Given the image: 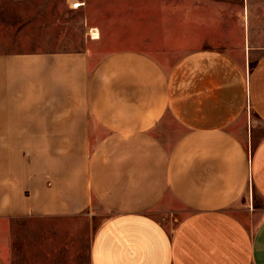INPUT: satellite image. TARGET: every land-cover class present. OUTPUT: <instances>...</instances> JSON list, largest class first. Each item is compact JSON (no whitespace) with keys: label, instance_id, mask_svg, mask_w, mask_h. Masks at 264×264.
<instances>
[{"label":"crops","instance_id":"obj_1","mask_svg":"<svg viewBox=\"0 0 264 264\" xmlns=\"http://www.w3.org/2000/svg\"><path fill=\"white\" fill-rule=\"evenodd\" d=\"M226 2L132 0L142 38L97 57L0 31V264L28 220L50 262L264 264V52Z\"/></svg>","mask_w":264,"mask_h":264},{"label":"rangeland","instance_id":"obj_2","mask_svg":"<svg viewBox=\"0 0 264 264\" xmlns=\"http://www.w3.org/2000/svg\"><path fill=\"white\" fill-rule=\"evenodd\" d=\"M143 1L139 0V4ZM70 2H79L80 5L71 8ZM136 3L132 0H0V31L4 28L10 31L14 49L52 47L58 50H90L97 57L112 49L133 45L136 30L142 38L145 31L143 24H133L137 20L132 15L136 11ZM226 3V9L234 12L228 20L231 26L236 25L239 39L244 27L248 26L250 30L251 46L256 47L253 61L264 52V0H229ZM225 24L222 19L221 25L227 26ZM139 27L141 31H138ZM92 35L97 39L93 41ZM249 194L253 196L254 207H257H253L258 214L257 221L264 213V202L252 190ZM244 208L247 213L252 212V205L251 208L250 204ZM54 226L52 222L34 223L31 220L14 223L13 248L18 254L14 263L35 264L37 253L43 261L36 264H69L66 260L50 262L51 253H42L49 250L48 230ZM38 235L40 244L35 250V236ZM84 255L82 251L80 264H86Z\"/></svg>","mask_w":264,"mask_h":264},{"label":"built area","instance_id":"obj_3","mask_svg":"<svg viewBox=\"0 0 264 264\" xmlns=\"http://www.w3.org/2000/svg\"><path fill=\"white\" fill-rule=\"evenodd\" d=\"M92 34H93V33H92ZM92 36H93V35H92ZM92 36H91V37H92ZM93 37H94V36H93ZM93 37H92V38H93Z\"/></svg>","mask_w":264,"mask_h":264}]
</instances>
